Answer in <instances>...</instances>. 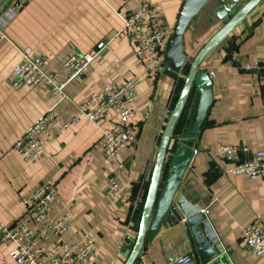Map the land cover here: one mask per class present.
Segmentation results:
<instances>
[{"label":"crops","instance_id":"crops-1","mask_svg":"<svg viewBox=\"0 0 264 264\" xmlns=\"http://www.w3.org/2000/svg\"><path fill=\"white\" fill-rule=\"evenodd\" d=\"M183 1L27 0L16 12L3 28L5 39L0 42V222L11 225L23 212L21 201L38 185H51L59 200L48 218L68 226L63 241L73 245L91 239L93 264L124 263L123 254L136 237L161 132L184 83L188 63L221 28L222 20L215 14L216 0H207L181 40L188 54L186 67L176 77H169L164 70L148 76L143 74L142 61L134 56L131 41L122 31L118 13L133 12L141 3L150 2L155 5L160 25L170 30ZM245 1L238 0L234 10ZM100 43L101 52L90 62L86 74L64 89L66 98L60 102L45 85L14 89L9 84L12 68L23 51L45 58L42 68L52 72L60 69L68 54H85ZM256 62L264 64V0L205 56L197 69L206 72L212 82V102L200 134L191 138L197 150L174 195L203 211L228 264H264L240 241L244 227L264 228V181L224 174L225 165L217 155L218 147L224 145L245 147L251 153L264 150V99L259 73L243 69ZM137 76L133 98L136 114L130 121L135 141L104 166L102 151L95 143L99 130L114 120L112 111L97 125L82 119L54 142L39 135L44 152L34 162H24L12 149L37 118L53 106L56 118L68 122L76 105L109 84L119 87ZM196 100L192 87L174 138L184 136ZM176 145L174 141L166 152L158 192ZM109 177L119 185L115 193L108 191ZM11 249V244L0 242V264H16L9 256ZM186 254L192 255V264H197L184 221L167 222L165 218L144 241L133 264H175L176 258Z\"/></svg>","mask_w":264,"mask_h":264},{"label":"built area","instance_id":"built-area-1","mask_svg":"<svg viewBox=\"0 0 264 264\" xmlns=\"http://www.w3.org/2000/svg\"><path fill=\"white\" fill-rule=\"evenodd\" d=\"M27 0H0V42L5 39L3 28L22 8ZM125 32L134 48V56L142 61L143 74L154 76L162 71L163 55L172 30L164 28L158 22L155 5L143 2L133 12L118 13ZM103 43L97 44L92 51L80 54H68L60 69L46 72L42 68L45 58L32 55L30 51L21 52V59L12 69L10 86L35 87L42 84L48 87L51 96H57V102L65 99L64 89L69 83L80 80L87 72L88 65L101 52ZM244 71L258 72L261 82V96L264 99V64L256 62L245 65ZM139 77L124 82L119 87L109 84L100 92L90 96L85 102L75 106V113L68 122L56 118L54 106L48 109L13 144L12 149L26 163L37 160L44 152L39 135L47 142H54L71 126L82 119L97 125L107 112H115L111 124L99 130L100 137L95 147L102 151V165L109 163L122 148L135 141V133L130 121L135 117L134 90ZM218 158L222 161L224 174L245 176L250 180L264 181V150L249 152L245 147L219 146ZM122 170V166H117ZM108 191L115 193L119 185L114 177L107 179ZM58 194L51 185H38L21 201L23 212L11 225L0 222V242L9 243L12 249L9 256L16 264H93L94 243L84 239L80 243L69 245L63 241L68 226L64 221H51L49 215L58 202ZM203 215V211H200ZM240 241L251 253L264 260V228L249 225L241 230ZM192 255L176 258L175 264H192Z\"/></svg>","mask_w":264,"mask_h":264},{"label":"water","instance_id":"water-1","mask_svg":"<svg viewBox=\"0 0 264 264\" xmlns=\"http://www.w3.org/2000/svg\"><path fill=\"white\" fill-rule=\"evenodd\" d=\"M206 1L184 0L180 6L162 60L163 70L169 77H176L187 65L188 54L183 50L181 40L187 26L197 16L198 11ZM225 1L216 0L218 7L215 9V14L219 20H222L221 28L204 42V45L188 63L184 83L161 132L162 135L152 165L153 169L148 181L149 185L139 215L136 237L130 240L131 247L125 250L123 254V264H133L140 255L144 241L153 236V233L165 218L167 222L184 221V228L189 234L197 264H228L224 263V250H222L209 222L200 214L199 208L195 205H188L180 195L174 198L179 180L189 168V163L197 150V145L193 143L191 138L200 134V128L206 119V112L212 102V82L206 72L197 71V69L205 56L234 30L260 0H246L236 10L234 9L238 0ZM192 87L197 98L196 102L193 103V118L189 126L185 127L184 136L174 138L173 131L182 116L181 113L187 104ZM174 141L177 142L176 152L170 169L162 182V188L158 192L164 169L165 155Z\"/></svg>","mask_w":264,"mask_h":264},{"label":"trees","instance_id":"trees-1","mask_svg":"<svg viewBox=\"0 0 264 264\" xmlns=\"http://www.w3.org/2000/svg\"><path fill=\"white\" fill-rule=\"evenodd\" d=\"M179 123V122H178ZM178 125V124H177ZM176 128V127H175ZM174 133H175V129H174V131H173ZM144 200V199H143ZM143 205V204H142ZM142 208V207H141ZM141 211V210H140ZM140 215V214H139ZM140 219V218H139Z\"/></svg>","mask_w":264,"mask_h":264}]
</instances>
